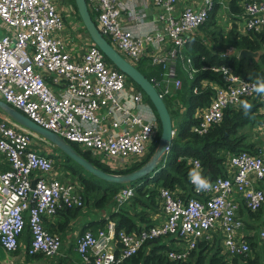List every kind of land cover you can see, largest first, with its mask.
Masks as SVG:
<instances>
[{
    "label": "built area",
    "instance_id": "1",
    "mask_svg": "<svg viewBox=\"0 0 264 264\" xmlns=\"http://www.w3.org/2000/svg\"><path fill=\"white\" fill-rule=\"evenodd\" d=\"M149 1L159 7L161 24L152 33L134 32L126 23V19L138 17L133 8L122 11L115 0L85 3L98 30L130 62L149 53L152 62L171 64L175 55L182 54L188 32L206 19L211 2L187 4L174 13L176 0ZM240 17L243 30L264 28V0H242ZM0 26L2 100L91 156H99L95 158L111 168H122L144 154L155 139L157 123L137 110L142 104V91L126 87L125 74L105 60L89 37L80 53L66 48L63 36L57 34L64 26L63 14L53 0H0ZM164 43L168 44L163 50ZM148 47L153 49L148 52ZM232 50L229 46L223 54ZM185 61L192 76L197 68L190 64L189 57ZM206 68L219 71L223 83L213 88L207 104L196 108L191 131L206 132L221 120L226 106H237L243 97L261 101L264 110V94H257L252 87L256 80L235 74L224 65H201V69ZM150 80L161 96L180 86L178 77L163 78L162 83ZM34 136L38 134L16 121L0 119V152L8 164L0 169V245L6 251L15 250L27 223L29 240L24 252L52 256L59 251L60 237L44 228L41 217L53 215L61 207H80L83 197L77 182L62 179L54 170L51 156L29 146ZM189 162V171L201 169L198 159L190 158ZM225 165V175L209 178L210 190L197 191L189 175L193 194L177 195L159 187L163 218L156 223L127 231L115 229V222L108 219L104 228L78 233L74 248L80 260L84 264H113L134 253L145 241L166 235L181 242L168 248L166 256L184 260L197 240L208 238L214 227L222 233L226 252L246 253L248 243L240 232L237 198L251 210L264 201L263 188L253 184L264 178V153H227ZM132 192L131 186H122L116 198L121 201Z\"/></svg>",
    "mask_w": 264,
    "mask_h": 264
},
{
    "label": "trees",
    "instance_id": "2",
    "mask_svg": "<svg viewBox=\"0 0 264 264\" xmlns=\"http://www.w3.org/2000/svg\"><path fill=\"white\" fill-rule=\"evenodd\" d=\"M71 4L76 18L80 21L73 0H71ZM218 7L219 2L213 0L212 8L209 10L206 19L199 25L200 29L210 28L214 22V13ZM227 9L235 13L239 10V5L235 0H230ZM90 16L93 18V14L90 13ZM93 21L95 23L94 18ZM82 29H84L83 25ZM216 29H218L216 32L220 34L213 33L209 45L207 44L208 41H203L196 34L190 35L184 43L182 49L183 55L189 56L193 65L197 68L191 78H188L182 73L178 67L179 60L178 58L176 59L175 76L181 79V83L178 88L173 89L175 90L173 95L184 104L185 109L182 113H179L176 108L168 105L167 99L162 96L169 111L174 131L168 148L153 173L149 172L143 178H137L125 183L103 182L102 179L85 171L60 151L62 153L61 161L64 168L68 170L70 175L72 173L76 175L78 182L82 186L81 192L85 196V199L90 194L100 201L109 200L119 187L126 183L133 188V192L130 195L131 199L139 200L144 197L147 204L153 203L155 197H159L158 189L160 186L167 187L170 190L175 187L185 188L182 193L187 192L190 195L193 194L192 185L188 181V173L191 166L189 162L190 158L198 159L202 174L208 178H213L216 175L226 174V165L224 164L227 153L237 152L239 150H245L249 153L257 152V147H253L254 142H250L247 139V132L252 124L256 122L264 124V112L259 111V107L263 103L255 100L254 97H243L242 99V101H247L252 105L248 116L244 115L241 101L235 107L232 105L226 106L223 109L221 120L211 125L206 132L198 134L189 129L190 124L194 120L190 115L193 108L197 105L207 104L213 92L210 87H200V81L202 79H211L217 81L218 84L223 83L222 74L219 71L209 68L201 69V65L229 66L235 74L254 80H257V77H264V28L260 30L247 29L244 32H239L233 25L225 34L221 33L219 27ZM227 46H232L235 50L246 48L256 52V54L241 57L237 56L235 52L220 54L219 52ZM105 60L109 62L106 58ZM134 65L148 79H159L163 72L161 64L151 63L148 56H141ZM128 80L130 79L128 78ZM132 85L140 89L133 81ZM194 86H196L195 92L192 91V87ZM142 94L143 98L150 104L154 111L157 120V131L154 137L155 139L149 144L147 152L139 161H134L124 169H109L105 164L93 158L89 151L81 150L75 143H71L74 149L95 166L110 172H125L141 165L152 152L160 133L159 120L156 112L143 91ZM245 126L247 129H242ZM55 148L58 150L57 147ZM7 165H3L1 169L6 168ZM74 165L79 166L83 172L75 169ZM99 189L101 190L100 192H98ZM121 209L124 211L123 208ZM122 211H113L110 213L112 217L117 214V217H114L115 229L124 228L127 231L137 229L135 222L126 218V215ZM140 214L145 217L147 216L144 211H141ZM143 220V225H147L149 218ZM27 228V223H25L22 230L26 232L28 231ZM170 239L171 236L166 235L147 240L134 253L113 264H241V261L244 262L242 264L258 263V259L255 256L249 257L243 253H234L228 257L227 254L220 250L219 236H214V239L211 241L210 239H199L184 260H171L166 256V250L169 248L166 240L170 241Z\"/></svg>",
    "mask_w": 264,
    "mask_h": 264
},
{
    "label": "crops",
    "instance_id": "3",
    "mask_svg": "<svg viewBox=\"0 0 264 264\" xmlns=\"http://www.w3.org/2000/svg\"><path fill=\"white\" fill-rule=\"evenodd\" d=\"M67 1H69V0H54V3L56 5V8L63 14L64 20L66 18L65 17V11H66L65 9H67L68 14H69L70 24H72L76 28V32L80 35L82 42H85V43H73L74 39L72 38L71 35H67V37L63 36L66 48H68L70 51H73V53L75 52L77 54L83 50V47L87 43L86 41L88 39V35L85 34L86 32H83L81 27L78 25V23L75 22L77 20V18L75 16V12L73 10V7L70 6V3L68 5ZM115 1H116L117 5L121 8L122 11H125L129 8H133L134 11L137 13V15H138L137 18L126 19V23L130 25L131 29L134 32L152 33L153 30L156 27H158V25H161L160 22L158 21V17H157L159 7L154 5L153 3H151L149 0H115ZM215 1L219 2V7L216 10V12L214 13V17H213L214 22L212 23L210 28L209 29H202V28L200 29L199 28L200 24H199L197 27H195L194 29H192L191 31L188 32L187 39H188V37H190V35L196 34L203 41H208L207 44L209 45L211 43V35L213 33L220 34V33L216 32V30H218L216 28H218V27L220 28L222 34H225V32H227L230 28H232L233 25L237 31H239V32L245 31L242 28V22H241L242 20L240 17L242 0H235L236 3L239 5V10L235 13H233L227 9V5H228L230 0H215ZM210 2H211V8H212L213 0H210ZM202 3H203V0H176L175 6H174V13L179 11L184 5L188 4V5L201 6ZM67 5L69 7H67ZM219 10H223V12H225L228 15V20H230V21H228V20L226 21L225 24H227V26L225 24L222 26V25L216 23L215 15ZM233 15H234V17L232 18ZM78 29L79 30L81 29V30L79 31ZM198 30H200V31H198ZM211 31H213V32H211ZM167 44L168 43L163 44V48H162L163 50L167 48V46H166ZM227 47H229V46H227ZM227 47H224V49L219 53L223 55V52L226 51ZM150 48L148 47V52L150 51ZM151 49H153V48H151ZM239 49L235 50V48H233V50L229 53L235 52L237 55V52ZM181 53H182V51H181ZM224 54H226V53H224ZM143 56H148L150 58L151 63H154V62H152L151 55L149 53L144 54ZM184 56H185V58L189 57L187 55H183V53L181 55L177 54L173 57L171 64H169V62L164 63V64L160 63L162 68H163V72H162L159 79H155V78L154 79L158 80V81H160V83H162L163 78L168 77L169 79H171L172 77H176L175 76V67H176V59L177 58L179 60L178 61V67L181 69L182 73L185 74L188 78H191V76L188 75V71H187L189 63H187L185 61ZM189 59H190V57H189ZM190 64L192 66H195V65H193L191 59H190ZM168 83L170 84V80ZM180 83H181V81H180ZM125 84H126L127 88H130L132 90L138 89V88H135L134 85H132V81L128 80V78L126 79ZM217 84H218L217 81H214L211 79H202L200 81V87L207 86V87H210L212 90ZM155 87L158 91V87L157 86H155ZM174 92H175V90L170 88L168 94H165L162 96H164L167 99L168 105L176 108L179 113H182V111L185 109V106H184V104H182V102L177 97H174L175 96V95H173ZM121 99L125 100L128 104H131V102L129 100H127L126 98L121 97ZM204 105H199V106L197 105L193 108V110L190 114L192 119H194L192 117V115L195 112L196 108L202 107ZM262 106L259 107L260 112H264ZM137 110L139 113L143 114L144 116H146L148 118H152L153 121L157 122L152 107L144 98H142V104L138 105ZM3 115L5 117L8 116V118H6V119H12L9 115L0 111V119H3L2 118V117H4ZM254 128H255V130H254ZM245 129H247L246 126H245ZM258 129H259V131H258ZM249 130L251 133H252V130H254L258 134L257 139H256V136H252V137L247 138L248 141L254 142L253 147H257L256 148L257 152L254 154H263L264 153V124L256 122L255 124H252L249 127ZM29 146L32 147L33 149L38 150L40 153L51 156V158L53 159L54 165H57V164H55V161H54V159H56L58 161L59 167L54 166V170L56 172H58V174L61 176L62 179H64V178L72 179L73 178L69 174L68 170H66L63 166V163L61 161V159H62L61 155L58 153V151H60V150L59 149L57 150L54 147V145H52L50 142L46 141V139H44L43 137H41L38 134V136H34L30 139ZM76 146H77V144H76ZM148 147H149V145H148ZM147 150H148V148H147ZM147 150L144 152V154L147 152ZM165 152L162 154V157L164 156ZM51 154H54V155H51ZM144 154H141L140 157H142ZM55 156H57V157H55ZM95 156H97V155H94L92 157L95 158ZM97 157L99 158V156H97ZM161 160H162V158H161ZM101 163L105 164L110 169H115V170L118 169L117 167L111 168L105 162L101 161ZM5 164H7V161L4 157V155L0 152V169ZM115 166H118V165L115 164ZM72 174H74V173H72ZM75 177H76V175H75ZM77 183L79 185V189L81 192L82 186L79 182H77ZM253 184L255 186L262 187L264 190V178L261 180L253 181ZM122 186H131V185H128L126 183ZM121 187H119V189ZM184 189L185 188L175 187L171 191H173L174 193H177L178 195H187V192L182 193V191ZM118 190L114 193V195L112 196L111 199L106 200V201H100L97 198L92 197V195H90V194H89V197L87 195V197L90 198L92 200V203H93L91 205L90 209L85 204V202L87 201L88 198L85 199V196L81 192L82 197H83V205L82 206L74 207V208L61 207L53 215H50V216L49 215H43L41 217V219H42V224H43L44 228L47 229L48 231L52 232V233L58 234L60 237L59 251L56 254L52 255L51 257L50 256H44L41 253H33L32 255H27L24 252V249L26 248V246L28 244V240H29V228H27L28 231L24 232V230H22V233L19 236L18 247L13 251H6L5 250L6 255H7V258H6L7 264H13V262H15V261H18V262L22 261L23 263H26V262L33 261V260L37 261L36 264H84L80 260V257L74 248L75 236L78 233L83 232L84 230L95 231L98 228H104L105 223L108 219H111L115 222L114 217H117V214H115L112 217V216H110L111 212L122 211L121 208H123L124 211H122V212L126 215V218L135 222L137 229H139L142 226H146V225H143V223H144L143 219H145V218H149L147 225L156 223L163 218V213H161V207H160V197H155L154 202L151 204H147V202L144 200V197H142L139 200H133V199H131L130 196H128L127 198H125L121 201H118L116 198ZM100 191L101 190L99 189L98 192H100ZM132 191H133V188H132ZM158 196H159V192H158ZM237 200H238L237 201L238 202V209H237L236 213L240 217V219L242 220V236L245 239V241L248 243V250L244 254L246 256H249V257L255 256L258 259L257 264H264V234L262 236L260 235V231L261 230L264 231V201L261 203V205L258 208L251 210V209H248L244 205L243 200L241 198L238 197ZM141 211H144L147 216L145 217V216L141 215L140 214ZM132 230H136V229H132ZM214 236L220 237V245H221L220 250H221V252L227 254L228 257L232 256L234 253L231 254V253H228L224 250L223 245H222V233L219 231L218 228H216V227L211 228L209 230V237L208 238H200V239H210V241H211L214 239ZM166 243L169 245V248H172V247H176L177 244H180L181 242L177 241L176 238L171 236L170 241L166 240ZM27 256H28V258H26ZM242 263H244V262L241 261V264Z\"/></svg>",
    "mask_w": 264,
    "mask_h": 264
},
{
    "label": "water",
    "instance_id": "4",
    "mask_svg": "<svg viewBox=\"0 0 264 264\" xmlns=\"http://www.w3.org/2000/svg\"><path fill=\"white\" fill-rule=\"evenodd\" d=\"M79 15L80 21L88 34L90 40L101 50L103 56L109 61L112 66L125 74L127 78L135 82L139 88L144 92L151 102L157 118L159 120L160 133L157 143L149 155V157L138 167L125 172H110L95 166L91 161L79 154L74 147L64 140L55 132L40 126L17 108L11 106L0 98V111L9 115L14 121L19 123L24 128L39 134L52 145L57 147L63 154L67 155L74 162H76L85 171L102 179L103 181H110L115 183H125L137 178H143L149 172L153 173L156 170L158 163L162 158V154L166 151L169 145L173 129L171 124V117L169 111L156 87L152 82L141 73L136 66L125 58L118 50H116L98 30L93 18L86 7L85 0H73ZM256 52L246 48H240L237 56H253ZM33 181H31V186ZM7 255L5 250L0 245V263L7 264Z\"/></svg>",
    "mask_w": 264,
    "mask_h": 264
},
{
    "label": "rangeland",
    "instance_id": "5",
    "mask_svg": "<svg viewBox=\"0 0 264 264\" xmlns=\"http://www.w3.org/2000/svg\"><path fill=\"white\" fill-rule=\"evenodd\" d=\"M54 1V0H53ZM67 3H68V5H69V3H70V6L72 7V4H71V0H69V1H67ZM67 5V7H69ZM66 11H65V20H64V26H63V28H62V30L61 31H58L57 32V34H59V35H61V36H64V37H67V35H71L72 36V38L74 39L73 40V43H85V42H82V40H81V38H80V35L76 32V28L72 25V24H70V21H69V14H68V11H67V9H65ZM64 12V11H63ZM72 17V16H71ZM215 19H216V23L217 24H220V25H224L225 23H226V21L228 20V15L225 13V12H223V10H219L217 13H216V15H215ZM74 21V20H73ZM228 21H230V20H228ZM76 23H78V25L81 27V29H82V24L80 23V21H79V19H77L76 21H75ZM74 22V23H75ZM75 23V24H76ZM226 26H227V24H225ZM217 26V25H216ZM0 29H1V26H0ZM80 29V30H81ZM79 30V29H78ZM79 30V31H80ZM82 31L83 32H85L83 29H82ZM198 31H200V30H198ZM86 34V33H85ZM87 37V36H86ZM87 42V41H86ZM4 116V115H3ZM2 117V116H1ZM2 118H8V116L7 117H2ZM157 123V122H156ZM242 129H245L244 127L242 128ZM254 130H255V128H254ZM254 130H252V133L250 132V130L247 132L248 133V136H247V138H249V137H252V136H256V139H257V136H258V134L254 131ZM258 131H259V129H258ZM47 141V140H46ZM38 151V150H37ZM39 152V151H38ZM44 152V151H43ZM58 153L62 156V153L60 152V151H58ZM144 156V155H143ZM142 156V157H143ZM142 157H140V156H136L135 157V159H133L132 161H130L126 166H124V167H122V168H118V169H124V168H126L128 165H130L131 163H133L134 161H139V159H141ZM99 161H100V159H98ZM54 161H55V164H57V165H55L56 167H59V164H58V161L56 160V159H54ZM101 162V161H100ZM74 167H75V169H78V170H80L81 172H83L81 169H80V167L79 166H77V165H74ZM110 169V168H109ZM73 178H72V180L73 181H75V182H78V180H77V178L75 177V174H72L71 175ZM104 182V181H103ZM88 197H89V195H88ZM87 197V198H88ZM85 204L87 205V207L90 209V207H91V205L93 204L92 203V200L90 199V198H88L87 199V201L85 202ZM240 232L242 233V228L240 229ZM51 257V256H50ZM49 257V258H50ZM37 263V261L36 260H33V261H29V262H26V263H23L22 261L21 262H18V261H15V262H13V264H36Z\"/></svg>",
    "mask_w": 264,
    "mask_h": 264
},
{
    "label": "clouds",
    "instance_id": "6",
    "mask_svg": "<svg viewBox=\"0 0 264 264\" xmlns=\"http://www.w3.org/2000/svg\"><path fill=\"white\" fill-rule=\"evenodd\" d=\"M252 87L257 94H264V77H257L256 83ZM241 104L244 115L248 116L252 105L247 101H242ZM188 175L190 182L195 186L197 191L210 190L212 188L210 179L205 177L198 168L190 170Z\"/></svg>",
    "mask_w": 264,
    "mask_h": 264
}]
</instances>
